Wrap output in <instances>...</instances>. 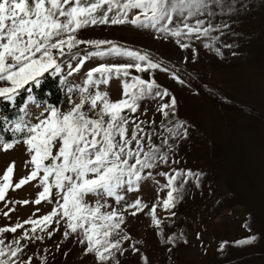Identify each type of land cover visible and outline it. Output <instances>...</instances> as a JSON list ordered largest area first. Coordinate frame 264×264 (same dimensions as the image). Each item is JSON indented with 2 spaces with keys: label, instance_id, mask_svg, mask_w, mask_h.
Masks as SVG:
<instances>
[{
  "label": "snow or ice",
  "instance_id": "snow-or-ice-1",
  "mask_svg": "<svg viewBox=\"0 0 264 264\" xmlns=\"http://www.w3.org/2000/svg\"><path fill=\"white\" fill-rule=\"evenodd\" d=\"M254 3L0 0V98L14 104L21 90L28 93L12 122L13 139H0L5 153L16 146L26 153L23 176L15 178L14 160L0 173V217L5 220L0 264H48L50 252L67 256L61 249L69 244L78 246L90 264H161L129 229L141 217L147 218L165 264L189 244L177 224L178 203L193 193H217L208 173L184 165L180 150L192 139L194 124L181 116L177 94L158 83L156 74L199 95L191 77L185 79L189 65L198 63L202 52L221 60L225 50L237 55L239 45L228 38L236 36V26ZM97 27L144 30L154 41L174 46L181 57L174 62L147 48L83 35ZM93 59L100 62L86 68ZM46 74L58 77L66 89L63 108L32 95ZM113 79L122 81L116 100L101 87ZM149 185L155 195L146 199ZM25 186L36 190L34 198L9 195ZM28 205L36 207L27 218L12 219L18 207ZM255 224L248 213L243 220L247 235L235 246L257 241ZM195 238L202 239L199 231ZM226 246L223 241L218 250Z\"/></svg>",
  "mask_w": 264,
  "mask_h": 264
},
{
  "label": "rangeland",
  "instance_id": "rangeland-1",
  "mask_svg": "<svg viewBox=\"0 0 264 264\" xmlns=\"http://www.w3.org/2000/svg\"><path fill=\"white\" fill-rule=\"evenodd\" d=\"M236 33L228 41L239 45L235 49L237 55L232 56L225 50L221 60L202 52L199 62L189 65L185 79L191 77L199 95H193L187 88L181 90L163 73L156 74L158 83L166 84L177 94L181 116L194 124L192 139L180 150L184 165L208 173L217 193L215 197L193 193L178 203L177 224L186 232L189 244L177 249L167 264H264V236L260 235L264 232V0H255L252 9L241 17ZM83 35L147 48L154 54L171 57L174 62L181 57L174 46L154 41L144 30L97 27L85 30ZM99 62L93 59L87 62L86 68ZM59 86L62 102L58 108H63L66 89L60 81ZM101 87L109 92L112 100L122 94V81L113 79ZM29 110L34 112L35 108L29 105ZM12 122L8 125L10 129ZM25 156L20 146L8 153L0 148V173L14 160L15 178L23 176ZM154 189V185L144 189L146 199L155 195ZM35 191L25 186L9 195L18 199L34 198ZM217 199L223 203L218 204ZM34 207H18L12 219L27 218ZM45 211L47 208H42ZM248 213L255 217L258 239L253 245L237 247L234 242L247 235L243 220ZM147 223V218L141 217L132 221L129 229L147 242L148 254L154 260L165 264V254ZM4 225L5 220L0 217V226ZM196 231L202 239L195 238ZM223 241H227V246L220 252L219 244ZM54 243L55 240L49 241L47 247L52 249ZM61 251L68 255L50 252L48 264H90V259L82 257L76 245L69 244Z\"/></svg>",
  "mask_w": 264,
  "mask_h": 264
},
{
  "label": "trees",
  "instance_id": "trees-1",
  "mask_svg": "<svg viewBox=\"0 0 264 264\" xmlns=\"http://www.w3.org/2000/svg\"><path fill=\"white\" fill-rule=\"evenodd\" d=\"M32 95L38 102L51 104L58 108L62 102V91L59 86V78L46 74L45 77L42 78L39 87L33 86ZM27 96L28 93L21 90L14 104L0 98V137L6 142H11L13 139L8 125L21 115L19 110L25 106Z\"/></svg>",
  "mask_w": 264,
  "mask_h": 264
}]
</instances>
